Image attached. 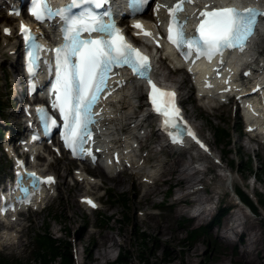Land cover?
<instances>
[{"label":"rangeland","instance_id":"374dc122","mask_svg":"<svg viewBox=\"0 0 264 264\" xmlns=\"http://www.w3.org/2000/svg\"><path fill=\"white\" fill-rule=\"evenodd\" d=\"M1 15L3 16L0 18V56H2L0 100L4 98L7 100V93L10 92L9 80L16 81L18 76L5 68L7 64L3 60L5 50L1 30L4 26L12 27L14 22L12 20L7 22L5 14L1 13ZM255 43H258L259 53L264 54V26L259 30ZM158 57L156 76L158 80L160 79L159 82L180 90L188 119L208 143L212 158L220 163L217 165L201 155L208 164L202 162L193 164L199 170L205 169L206 166L210 167L205 176L209 190L202 195L203 199H210L206 203L209 210L204 211V219L199 221L191 218L196 208L191 196L186 203L173 205L177 200V193L180 194L178 189L186 192L189 186L196 185L202 190L203 185L197 181V179L200 180L201 174L190 184L183 182L177 184L173 181V184H170L171 187L162 184L160 181L163 180L162 176L157 181L149 179V173L153 174V177L158 176L163 171V165L174 164L176 167L184 165L196 155L190 152L176 155L168 149L160 152L161 149L156 145L159 141L152 136L144 141L148 150L140 151V157L148 159L144 165L146 169L137 175L126 170L115 177L116 179H110L100 169L93 168L90 171L93 180L89 179L83 183L76 179L78 175L76 171L80 168L75 164L63 158L58 159L56 156L51 157L50 162H47L46 158L43 159L38 169L45 173H52L56 177V191L44 201L39 211L33 210L20 215L19 226L14 230V232L17 231L15 234L17 239L12 241L17 244L9 247L7 241L1 239L0 259L9 263L17 260L24 264H36L32 262V239L35 234L43 232L48 225L50 236L58 241L69 243L75 264H100L101 262L97 263L99 260L97 253H102V248L110 251L107 264H118L116 260L119 252L127 258V264H246V261L239 260L240 253L245 248L246 238L252 234L257 236L258 242L249 257L254 264L264 262L263 217L252 216L246 212L247 224L252 223L253 230H245L241 236L237 234L232 237L228 234L229 239L233 241L229 245H226L220 237L229 214L240 209L239 206L234 205L232 190L239 188L247 194L259 195L264 202V188L261 183L254 182L252 173L246 174L239 171L240 166L249 161L252 171L258 173L260 167H264V146L250 139L253 136L245 134L244 125L235 109L231 106H220L219 103L211 104L200 100L195 95L191 81L185 73L176 71L172 60L166 59L161 53ZM163 75L167 76L165 82L162 81ZM142 95L141 90L138 94V102L141 104L144 103ZM9 97V104H12L11 95ZM4 114L6 118L4 119V116L0 118V126L3 127L5 124L11 126L16 120L14 115L10 114V110H4ZM216 126H223L229 130L231 141L229 147L216 145L212 129ZM147 134H149L148 131H144L143 136ZM8 165V161H5L4 155L0 152V169H3L0 171V176L1 173H8ZM228 174L231 176L230 179ZM176 178L174 177V180ZM145 179L150 183H145ZM219 179L223 181L220 183ZM120 180L123 181L122 185ZM144 194H148L147 197ZM84 196H92L100 205V209L85 210L79 204V199ZM110 196L114 198L110 199ZM217 200L220 201L219 204L216 203ZM224 207L231 210L226 212L220 224L212 226L204 237L198 236L189 244L187 241L189 232L210 225L218 210ZM159 229H162L164 233H160ZM239 231L240 228L236 232L239 233ZM165 254L167 257L164 256Z\"/></svg>","mask_w":264,"mask_h":264},{"label":"snow or ice","instance_id":"6c2138e0","mask_svg":"<svg viewBox=\"0 0 264 264\" xmlns=\"http://www.w3.org/2000/svg\"><path fill=\"white\" fill-rule=\"evenodd\" d=\"M191 2L192 0H178L172 8L168 9L170 17L168 39L185 59L193 52L197 58L203 56L211 59L214 55H222L225 49L235 48L243 51L254 33L257 17L264 16V12L251 7L243 10L234 6L201 10L198 14L199 24L195 28L196 35L186 36L184 22L177 20L176 13L183 10L184 3ZM106 3L108 0H69L64 7L52 9L48 6L47 0H35L31 11V15L37 20L59 16L64 24L62 29L64 43L55 49L56 84L53 86V94L56 100L52 107L58 109L60 119L63 121L61 138L64 140L65 147L71 148L74 155L77 148L82 150L84 137H90L88 125L93 122L90 110L97 101V94L106 86L107 74L113 67L126 65L132 69L134 75L146 79L152 89L149 92V100L154 110L164 117V129L168 131L169 127L172 129L179 127L178 123H172L173 120L179 118V109L173 108L171 113L168 110L169 100L167 98L174 97L175 94L159 90L145 75L149 68L148 58L123 42V37L119 35V29L114 23L105 24L103 22V16H110V13L105 12L101 15L92 10L101 8ZM85 5L90 7L83 8L78 14L72 12V9ZM208 7L205 5V9ZM173 25L176 29L175 36L172 34ZM133 27L142 28L140 24L133 25ZM20 30L22 33L29 32L23 24ZM4 31L5 34L9 33L8 29ZM82 31L103 33L107 38L81 39ZM144 34L151 35L147 32ZM114 36L115 40H113ZM25 39L30 40L32 37L26 35ZM185 47L187 51H184ZM157 93L161 98L159 104L157 103L158 97L155 95ZM37 111L43 112V109ZM51 124L55 127L56 121L52 120ZM169 135H173L171 131ZM189 135H192L190 131ZM173 139L175 140V137ZM30 175L35 177V173ZM47 181L51 182L52 178L48 177ZM92 206L95 207L94 204Z\"/></svg>","mask_w":264,"mask_h":264},{"label":"bare ground","instance_id":"6f19581e","mask_svg":"<svg viewBox=\"0 0 264 264\" xmlns=\"http://www.w3.org/2000/svg\"><path fill=\"white\" fill-rule=\"evenodd\" d=\"M196 1H198L199 3H202L203 5H206L210 3H219L224 0H196ZM229 1L237 2L241 0H229ZM247 1H257L258 2V0H247ZM160 5L161 7L158 9L159 17L157 19H153L154 17L151 19L154 25L158 24L163 19L162 8L165 6V2H161ZM193 15H194V9L193 8L187 9L186 16L190 17ZM11 19L13 18L7 17V22L10 21ZM148 26L150 27L151 24L148 23ZM16 42H17V37L15 36V33H13V35L10 38L4 39V43H3V45L5 46L4 49H6L7 52L9 50L15 49L14 47H16ZM250 49L249 51L245 53L246 57L243 56L242 60L244 59L246 60L248 57L251 56ZM263 55L264 54L259 53L258 44H257L256 59L261 61V64L256 65L254 67V70H251L253 71L251 73L257 77H261L262 80L264 81ZM153 56H154L155 65H157L158 60L156 61L155 59L157 54H154ZM17 59H18L17 54H14L12 58L9 60L7 59V61L15 65V63H17ZM256 59L254 61L246 63V65L244 64L243 70L250 67L251 64L255 65ZM229 62H230L231 67L235 64V60L233 59H229ZM162 64L163 63H161V65ZM200 69H202L203 72L201 73L202 76L200 75L199 78L201 77L205 78L207 77V75H209L210 71L208 70V66L202 67ZM157 70L158 69H156V71ZM231 73H232V70H231ZM166 75H163L162 77L163 78L162 81L164 82H165V78H167ZM158 81H160V79ZM126 82L127 84H122V88L117 91L114 97L111 98L108 102H106L103 105L102 113L104 114V117L97 125L96 135H97L98 144L100 145L104 155L107 152L114 150L113 152H111V154H115L116 152L118 153L119 158H120V164L127 167V170L131 171V174L137 175L146 169L144 166L146 159L140 158V155H138L139 151L135 150V148L133 147L134 139L139 135L140 131L143 130L148 124L145 121L146 115L142 114V111L138 113V109L141 107L140 106L141 103L138 102V94H139V91L141 92V89H139L140 87L135 85L133 82H129V81H126ZM210 82L212 84H215L213 81H210ZM230 82H231V79H230ZM229 87H231V84L224 86V89H228ZM220 88H222V86L218 85L211 93L213 95L216 94L218 96H224V94L218 93V90ZM262 94L264 95V86H263ZM203 156L209 159V157H207L206 155H203ZM46 159L49 160L51 158L50 156H48ZM197 162L207 163L206 160H204V158L201 157V155H196L191 158V161L189 163L184 164V165L183 164L178 165L177 167L174 164L163 165L164 166L163 171L159 173L158 175L159 177L155 175L154 181H157L162 176L163 180H160L162 184L168 185L169 187H171V185L173 184L172 183L173 181H175L177 184L182 183V182L186 184H190V182L196 181L197 177L201 174L200 180L197 179V181H199L201 185H203L202 190L196 187V185L189 186L186 192L178 189L177 191L180 192V194L177 193L178 195L176 197L177 200L173 203V205H176L178 203H186L188 201V197L190 196L193 197V199L192 198L191 199L193 200L194 204H196V206H199L202 203H208V201H210V199L202 198L203 193H205L206 190H209L207 183H206L205 176L208 173L210 167L206 166L205 169L203 170L196 169L193 166V164ZM83 171H80L77 177L79 180H82V181L86 180L83 174L84 173ZM119 175L120 173L116 175L112 173L107 174V176L110 177V179H116L115 177ZM152 175L149 173L150 177H152ZM174 177H177L176 180H174ZM219 181L221 183L223 179H219ZM120 184L121 185L123 184L122 180H120ZM147 195L148 194L146 195L144 194L145 197H147ZM44 198H46L45 195H42L39 198V201H38L39 205H42ZM241 209L245 210V212H243ZM247 211L248 210L245 208V206L242 205L240 209H238V213L237 215H235V217H231V214H229V216L225 220V223H224L225 226L223 227L224 231L221 232L220 237H221V240H223L226 245L233 243L232 239H229L230 237L228 236V234H230V236L234 234L237 235V232L235 231L236 228L237 229L240 228V231L238 233V235L240 236L243 235L245 230H253L252 223L247 224L246 214L247 213L249 214V212ZM203 214L204 213L200 214L199 216H196L195 219L199 221L203 220L204 219ZM14 224H18V222H15ZM159 230L158 231L160 233H164L162 229H159ZM1 239L4 241H7V245H9V247L12 246L13 244H17V242H12L16 240V237L14 235H8L4 233L1 236ZM257 242H258V238L255 234H252V236H250L249 238H246V244H244L245 248L241 250L239 260L246 261V264H254V262L249 257V255L255 250V245L257 244ZM259 242H260V239H259ZM102 251H103L102 253H99V252L97 253L99 257L97 256L96 257L97 259L100 260V261L97 260V263L101 262L100 264H107V259L110 256L109 255L110 251H108L106 248H102ZM246 257L248 258L247 260H246Z\"/></svg>","mask_w":264,"mask_h":264},{"label":"trees","instance_id":"16d2710c","mask_svg":"<svg viewBox=\"0 0 264 264\" xmlns=\"http://www.w3.org/2000/svg\"><path fill=\"white\" fill-rule=\"evenodd\" d=\"M0 102V117H3V108ZM213 137L217 146L224 145L225 147L230 146V134L229 130L223 126L212 127ZM1 132V131H0ZM224 154L226 152L223 151ZM231 163V162H230ZM240 173H252V176L259 182L264 188V167H260L258 173L252 171L251 163L248 161L243 166L239 168ZM238 198L248 209L256 214L255 208L251 205L250 201L244 196L239 190H235ZM113 196H110V199H113ZM118 198V197H117ZM116 199V198H115ZM125 201V199H124ZM256 202L258 206L264 211V202L259 195H256ZM124 204V202H122ZM227 209L220 208L218 213L213 218V221L207 227H199L196 230L189 232L188 243H192L196 240L198 236H205L212 228V226L219 225L221 219L225 216ZM109 220V219H107ZM49 226L45 227L43 232L35 234L33 239V252H32V262L36 264H74L73 256L70 250L69 243L67 241H58L49 234ZM165 257L166 254L164 255ZM118 264H127V258L121 252L118 254V259L116 261ZM0 264H24L17 260H14L12 263L4 259H0ZM29 264V263H25ZM264 264V262L262 263Z\"/></svg>","mask_w":264,"mask_h":264}]
</instances>
